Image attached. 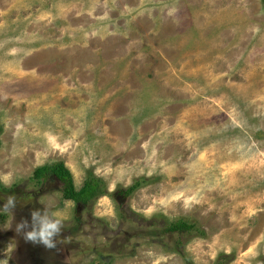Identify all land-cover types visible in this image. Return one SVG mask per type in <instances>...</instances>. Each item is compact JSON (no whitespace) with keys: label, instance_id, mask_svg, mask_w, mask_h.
Returning a JSON list of instances; mask_svg holds the SVG:
<instances>
[{"label":"rangeland","instance_id":"374dc122","mask_svg":"<svg viewBox=\"0 0 264 264\" xmlns=\"http://www.w3.org/2000/svg\"><path fill=\"white\" fill-rule=\"evenodd\" d=\"M57 163L107 194L77 208ZM9 195L0 264H264V0H0ZM44 206L52 250L16 230Z\"/></svg>","mask_w":264,"mask_h":264},{"label":"trees","instance_id":"16d2710c","mask_svg":"<svg viewBox=\"0 0 264 264\" xmlns=\"http://www.w3.org/2000/svg\"><path fill=\"white\" fill-rule=\"evenodd\" d=\"M35 178L39 182L55 178L63 185L62 190L65 200L72 201L77 208L83 207L87 209L88 206L95 203L101 196L107 194V191L105 190V183L94 176H91L88 180H86L84 186L78 190L71 171L63 163H57L52 166H45L38 169L35 172ZM145 183H148V180L145 179L135 181L131 187L125 190H118L114 198L116 200L128 199L133 196L137 189ZM194 228L195 226L180 220L171 224L166 232L187 235L190 234Z\"/></svg>","mask_w":264,"mask_h":264},{"label":"clouds","instance_id":"9594fccd","mask_svg":"<svg viewBox=\"0 0 264 264\" xmlns=\"http://www.w3.org/2000/svg\"><path fill=\"white\" fill-rule=\"evenodd\" d=\"M19 201L15 195H9L0 204V212H14ZM64 218L48 206L31 211V221L24 219L16 225L17 232H23L24 239L33 244H41L46 249H55L58 237L62 234Z\"/></svg>","mask_w":264,"mask_h":264},{"label":"crops","instance_id":"0c3cea01","mask_svg":"<svg viewBox=\"0 0 264 264\" xmlns=\"http://www.w3.org/2000/svg\"><path fill=\"white\" fill-rule=\"evenodd\" d=\"M188 36H187V38H186V41H182V43H185V44H188Z\"/></svg>","mask_w":264,"mask_h":264}]
</instances>
